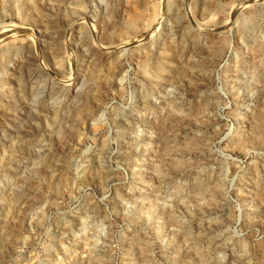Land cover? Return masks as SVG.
<instances>
[{"label":"rangeland","instance_id":"374dc122","mask_svg":"<svg viewBox=\"0 0 264 264\" xmlns=\"http://www.w3.org/2000/svg\"><path fill=\"white\" fill-rule=\"evenodd\" d=\"M20 3L0 264H264V0Z\"/></svg>","mask_w":264,"mask_h":264},{"label":"bare ground","instance_id":"6f19581e","mask_svg":"<svg viewBox=\"0 0 264 264\" xmlns=\"http://www.w3.org/2000/svg\"><path fill=\"white\" fill-rule=\"evenodd\" d=\"M18 1H20L21 3L19 4V5H21V4H23V2H25L26 3V0H18ZM28 1V0H27ZM29 2H30V0H29ZM57 2V1H56ZM16 3H18L17 1H16ZM21 7V6H20ZM22 8V7H21ZM23 9V8H22ZM93 10V9H92ZM32 12H33V10H32ZM89 13H87L86 11L83 13V16H81L80 17V15L77 17V19L76 20H80V19H82V18H90V16H92L91 14L92 13H90L91 11H88ZM36 14V13H35ZM3 15V14H2ZM1 15V16H2ZM21 15V14H20ZM5 17V16H4ZM24 17V16H23ZM75 17V16H74ZM3 18V17H2ZM76 18V17H75ZM74 18V19H75ZM19 19V18H18ZM40 22H39V25H38V27H39V30L41 29V30H43V31H47L48 29V27H50L49 26V24H48V22L44 19L43 20V17H40ZM49 19V18H48ZM134 19H136V18H134ZM39 21V20H38ZM136 21V20H135ZM36 22V21H35ZM35 25V24H34ZM36 25V26H37ZM35 27V26H34ZM10 27H8V26H6V25H3L2 23H1V20H0V34L1 33H4L7 29H9ZM49 31V30H48ZM38 34V33H37ZM2 36V35H1ZM44 36V35H43ZM44 38V37H43ZM76 38V37H75ZM74 38V39H75ZM85 41V40H84ZM75 43H77L76 45H81V44H83V42H82V40L81 39H76L75 40ZM83 47V46H82ZM85 50V49H84ZM23 63V62H22ZM21 64V63H20ZM25 65V64H24ZM18 66V65H17ZM21 66V65H20ZM120 66V65H119ZM14 68V67H13ZM18 69V68H17ZM42 74V73H41ZM48 78V77H47ZM9 81V79L7 78V77H1L0 76V88H3V87H1V85L3 86V84H7V82ZM44 81V80H43ZM6 86V85H5ZM7 87V86H6ZM37 88V87H36ZM8 90V89H7ZM10 90V89H9ZM41 91V90H40ZM44 91V90H43ZM43 91H41V92H43ZM50 91V90H49ZM7 92V91H6ZM39 92V91H38ZM37 92V93H38ZM50 93V92H49ZM37 96V95H36ZM35 98V97H34ZM22 100H23V98H22ZM6 103V102H5ZM22 105V104H21ZM25 106V105H24ZM24 106H21V107H24ZM26 106H27V103H26ZM59 106V105H58ZM29 105H28V107H27V109H29ZM37 108V107H36ZM41 110V109H40ZM32 111V110H31ZM29 112H30V109H29ZM28 112V113H29ZM48 112H50V113H54V114H49V115H52L51 117H54V118H56V114H57V111H55V110H52V109H50V111H49V109H48ZM131 113V112H130ZM48 115V116H49ZM23 139V138H22ZM21 144V143H20ZM17 145V144H16ZM15 145V146H16ZM14 146V147H15ZM22 146V145H21ZM25 148V147H24ZM13 150H16V148L15 149H13ZM9 151L10 153L8 154V163L10 162H12V161H14L15 160V157H14V155H15V152L14 151ZM25 150V149H24ZM27 150V149H26ZM23 151V150H22ZM38 153V152H37ZM17 157H18V155H17ZM4 158H6V157H4ZM5 160V159H4ZM20 160V159H19ZM17 161V160H16ZM15 164V163H14ZM7 165V164H6ZM13 165V164H12ZM17 167V166H16ZM36 167V166H35ZM4 169H6V166H4V165H2V163H0V176L1 177H3V178H5V175H7L6 173H5V171H4ZM8 170V169H7ZM10 174H14V173H10L9 172V174H8V177H10ZM83 174V173H82ZM9 179V178H8ZM2 184V183H1ZM11 184V183H10Z\"/></svg>","mask_w":264,"mask_h":264}]
</instances>
